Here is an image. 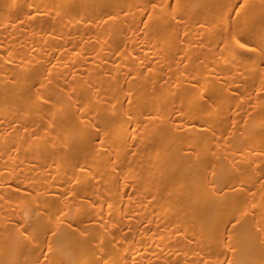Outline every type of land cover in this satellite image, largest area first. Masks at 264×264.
I'll use <instances>...</instances> for the list:
<instances>
[{
	"label": "bare ground",
	"instance_id": "bare-ground-1",
	"mask_svg": "<svg viewBox=\"0 0 264 264\" xmlns=\"http://www.w3.org/2000/svg\"><path fill=\"white\" fill-rule=\"evenodd\" d=\"M0 264H264V0H0Z\"/></svg>",
	"mask_w": 264,
	"mask_h": 264
}]
</instances>
